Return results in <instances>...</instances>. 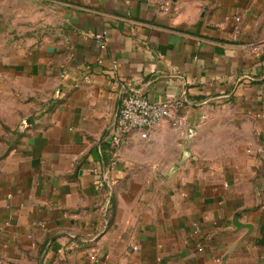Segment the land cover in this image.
I'll list each match as a JSON object with an SVG mask.
<instances>
[{
	"label": "crops",
	"instance_id": "1",
	"mask_svg": "<svg viewBox=\"0 0 264 264\" xmlns=\"http://www.w3.org/2000/svg\"><path fill=\"white\" fill-rule=\"evenodd\" d=\"M0 264H264V0H0Z\"/></svg>",
	"mask_w": 264,
	"mask_h": 264
},
{
	"label": "built area",
	"instance_id": "2",
	"mask_svg": "<svg viewBox=\"0 0 264 264\" xmlns=\"http://www.w3.org/2000/svg\"><path fill=\"white\" fill-rule=\"evenodd\" d=\"M97 41L104 43L107 32L95 34ZM131 81L127 79L123 86V96L120 98L119 108L114 124L110 129L109 148L111 154L119 157V150L129 136L134 132L141 133L143 139H147L155 128L168 121L177 129L182 130L187 126L189 107L191 105L183 99L174 98L165 101H151L140 92L129 89ZM205 119V116L202 117ZM117 160H113L110 169L116 167ZM92 255V260H95Z\"/></svg>",
	"mask_w": 264,
	"mask_h": 264
}]
</instances>
